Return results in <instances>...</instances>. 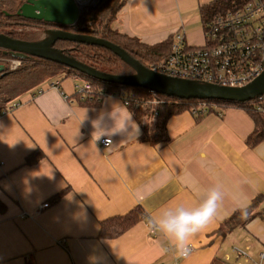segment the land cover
Returning a JSON list of instances; mask_svg holds the SVG:
<instances>
[{
	"label": "crops",
	"instance_id": "obj_1",
	"mask_svg": "<svg viewBox=\"0 0 264 264\" xmlns=\"http://www.w3.org/2000/svg\"><path fill=\"white\" fill-rule=\"evenodd\" d=\"M210 1L125 0L113 26L148 44L182 32L189 44L200 46V6ZM78 76L48 80L0 115V264L258 263L264 253V200L261 216L221 240L213 234L238 212L232 210L239 202L249 205L264 195V141L246 144L254 127L250 116L229 108L196 120L192 111L184 112L167 121V144L140 143L141 127L121 97L106 96L98 107L77 102ZM55 81L60 89L50 87ZM111 112L121 118L129 112L138 133L114 135L104 148L103 138L92 141L91 121L103 113L107 122ZM36 149L44 157L26 164ZM217 185L224 194L218 217L192 239L186 258L159 232L151 234L149 222L160 208H195ZM47 202L48 208L34 214ZM136 205L144 210L142 221L116 238L99 239L101 220Z\"/></svg>",
	"mask_w": 264,
	"mask_h": 264
},
{
	"label": "trees",
	"instance_id": "obj_2",
	"mask_svg": "<svg viewBox=\"0 0 264 264\" xmlns=\"http://www.w3.org/2000/svg\"><path fill=\"white\" fill-rule=\"evenodd\" d=\"M249 0H212L200 6V15L204 24L208 19L242 9ZM22 0H0V34L12 39L37 42L45 39L49 31L63 29L76 34L90 35L107 40L126 51L147 68L162 62L169 56L174 37L148 44L138 37L130 36L114 28V22L125 0H101L95 7L89 9L83 19L74 26H60L44 20L27 19L17 12ZM52 48L75 59L76 61L105 74L131 75L132 67L113 53L110 49L69 40H56ZM16 59L9 51L0 48V115L7 112L12 102L19 100L28 93H36L38 88L48 80L59 77L64 80L76 71L59 65L53 61L28 55L20 60V65L11 69L9 61ZM91 82L92 89L81 95H74L82 106L98 107L106 96L118 95L127 101V108L141 127L138 137L140 143H150L153 146L167 144L170 138L167 134V121L184 112H191L202 104H206L204 115L237 108L246 112L252 119L254 127L246 138L250 147L264 141V95L250 101L237 102L228 100L180 99L156 95L142 87H128L116 83L87 76L77 72ZM202 116L196 118L200 120ZM44 154L36 149L25 158L28 165L42 159ZM62 192L54 196L60 198ZM264 200V195H257L247 207V219H241L240 211L223 223L214 231L216 239H223L228 232L244 226L253 217L261 216L258 210ZM4 206L0 203V209ZM144 210L136 205L127 213L107 217L99 223V239H112L120 236L124 231L142 221Z\"/></svg>",
	"mask_w": 264,
	"mask_h": 264
},
{
	"label": "built area",
	"instance_id": "obj_3",
	"mask_svg": "<svg viewBox=\"0 0 264 264\" xmlns=\"http://www.w3.org/2000/svg\"><path fill=\"white\" fill-rule=\"evenodd\" d=\"M96 1L92 0V4ZM88 10L80 8V19L85 17ZM203 29L204 44L200 46L189 44L184 33L177 32L167 59L150 69L201 85L215 84L232 88L246 87L263 72L264 0H249L240 10L208 19L203 24ZM19 62L17 59L13 61V67ZM77 80L80 82L76 87L78 93L85 94L91 91L90 80L81 75L77 77ZM50 87L60 89L59 82L51 83ZM64 97L67 98V95L64 94ZM123 102L127 105L126 100ZM16 105L17 103L14 102L11 107ZM206 109V104H202L193 109L192 113L202 116L206 113ZM100 145L104 148L108 147L104 139L100 141ZM1 164L0 162V166ZM48 207V202L43 203L34 210V214H39ZM23 216H29V214L23 212ZM150 232L155 233L152 229ZM190 249L192 251L191 247ZM236 252L238 256H245L243 251L236 249ZM257 264H264V253L260 254Z\"/></svg>",
	"mask_w": 264,
	"mask_h": 264
},
{
	"label": "water",
	"instance_id": "obj_4",
	"mask_svg": "<svg viewBox=\"0 0 264 264\" xmlns=\"http://www.w3.org/2000/svg\"><path fill=\"white\" fill-rule=\"evenodd\" d=\"M18 14L27 19L44 20L60 26H74L81 18L80 8L76 0H22ZM101 0L87 6L95 8ZM76 41L91 45H99L110 49L123 61L128 63L134 73L131 75H112L96 71L75 59L52 48L56 40ZM0 48L9 51L15 58L28 55L53 61L69 69L93 78L123 86L142 87L158 95L177 97L180 99L228 100L245 102L264 94V70L249 85L243 88H232L215 84L201 85L191 80L170 77L157 73L138 62L119 46L90 35L76 34L57 29L48 32V37L37 42L12 39L0 34Z\"/></svg>",
	"mask_w": 264,
	"mask_h": 264
},
{
	"label": "clouds",
	"instance_id": "obj_5",
	"mask_svg": "<svg viewBox=\"0 0 264 264\" xmlns=\"http://www.w3.org/2000/svg\"><path fill=\"white\" fill-rule=\"evenodd\" d=\"M86 112L87 109L81 122L86 119ZM91 123L92 141L95 144L103 138L105 145L109 146L112 144L111 137L114 135L128 136L138 133V128L132 123L129 112L122 118L118 113H108L107 122L105 115L101 113ZM223 198L224 194L220 186H214L206 192L202 202L195 208H187L179 204L160 208L151 218L149 227L159 232L169 242L178 257L186 258L191 251L189 245L192 239L218 217ZM247 207V202H239L232 211H240L241 219H247ZM161 251L164 252L167 249H161Z\"/></svg>",
	"mask_w": 264,
	"mask_h": 264
},
{
	"label": "rangeland",
	"instance_id": "obj_6",
	"mask_svg": "<svg viewBox=\"0 0 264 264\" xmlns=\"http://www.w3.org/2000/svg\"><path fill=\"white\" fill-rule=\"evenodd\" d=\"M89 11V10H88ZM87 11V12H88ZM86 12V13H87ZM48 37V36H47ZM17 59V58H16ZM16 59H11L10 61H9V64H10V67H11V69H15L17 66H19L20 65V63L21 62H19V64L17 65V66H15V67H13V61H15ZM17 60H19V59H17ZM20 61V60H19ZM75 71V70H74ZM76 73H77V71H76ZM229 241V239L228 240H226V243ZM231 245H229V246H227V244H225V247H227V248H225V250H227V252H230V250L228 249V247H230ZM235 248V247H234ZM231 254V253H230ZM258 262V261H257ZM255 264H257V263H255Z\"/></svg>",
	"mask_w": 264,
	"mask_h": 264
},
{
	"label": "bare ground",
	"instance_id": "obj_7",
	"mask_svg": "<svg viewBox=\"0 0 264 264\" xmlns=\"http://www.w3.org/2000/svg\"><path fill=\"white\" fill-rule=\"evenodd\" d=\"M78 3H79L80 8L83 10V9H86L89 4H92V0H81Z\"/></svg>",
	"mask_w": 264,
	"mask_h": 264
}]
</instances>
